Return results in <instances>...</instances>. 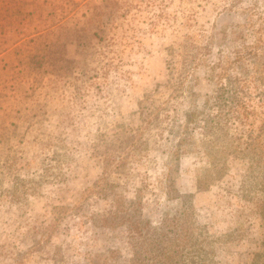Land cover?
I'll return each mask as SVG.
<instances>
[{
	"label": "rangeland",
	"instance_id": "374dc122",
	"mask_svg": "<svg viewBox=\"0 0 264 264\" xmlns=\"http://www.w3.org/2000/svg\"><path fill=\"white\" fill-rule=\"evenodd\" d=\"M253 25L264 0H0V264H264ZM224 73L254 116L221 137Z\"/></svg>",
	"mask_w": 264,
	"mask_h": 264
},
{
	"label": "trees",
	"instance_id": "16d2710c",
	"mask_svg": "<svg viewBox=\"0 0 264 264\" xmlns=\"http://www.w3.org/2000/svg\"><path fill=\"white\" fill-rule=\"evenodd\" d=\"M263 21V20H260ZM252 31L254 32L255 36L257 37V43H260L259 45L263 50H264V27H260L259 25L252 26ZM256 45V49H257ZM252 53V52H251ZM256 56V55H255ZM242 70L243 73H246V70L244 71L243 67H241V64L239 66ZM221 76H225L224 80L225 83H221L223 80L221 79ZM218 77L219 80V88L217 90V95L214 101L217 103L216 106V114L213 115L212 117L207 116L206 121H209V123L212 124V126L217 127V131H219L220 136H226L227 131H228V124L230 120L236 121L242 128L246 126H250V118L254 116L253 108H248L250 105L247 104V101L251 100L250 97H247L246 94L244 93V89L246 85H248L247 77H233L229 74L224 73ZM264 80L262 78H258L256 80V85L257 86H262L264 88ZM230 91V96L227 97L225 96L223 98V93H228ZM221 97L222 102H221ZM259 103L261 105L264 104V92H261V98L259 99ZM222 104V105H221ZM226 108L225 111H227V115L222 118V112L221 109L224 110L223 108ZM148 223H145L144 227H140L139 224L135 225L133 227L132 224V230L136 231L138 230L139 233L142 231V229H150L148 226ZM165 260H167L166 264H171L170 263V258L166 257Z\"/></svg>",
	"mask_w": 264,
	"mask_h": 264
}]
</instances>
